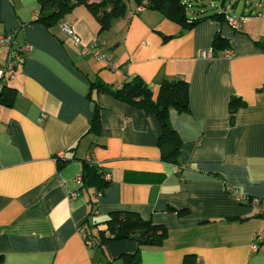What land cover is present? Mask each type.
Masks as SVG:
<instances>
[{"label": "crops", "instance_id": "0c3cea01", "mask_svg": "<svg viewBox=\"0 0 264 264\" xmlns=\"http://www.w3.org/2000/svg\"><path fill=\"white\" fill-rule=\"evenodd\" d=\"M222 7L218 14L246 17L238 30L225 18L185 30L131 4L101 32L87 7L76 8L63 23L83 44L101 43L111 69L83 57L59 28L37 23V0H0V34L15 32L16 45L32 46L0 98V264H123L121 256L139 249L140 264H185L187 256L196 264H264L251 250L264 220L235 196L264 203V0L241 14L236 3ZM217 34L227 47L213 53ZM228 49L232 59L223 57ZM9 54L0 47V70ZM134 79L154 99L165 80L188 83L189 111L168 112L181 141L178 164L162 159L154 114L92 87ZM235 98L242 105L233 115ZM85 163L109 183L101 198L78 180ZM119 211L166 228L165 243L88 246L87 224L105 230Z\"/></svg>", "mask_w": 264, "mask_h": 264}, {"label": "trees", "instance_id": "16d2710c", "mask_svg": "<svg viewBox=\"0 0 264 264\" xmlns=\"http://www.w3.org/2000/svg\"><path fill=\"white\" fill-rule=\"evenodd\" d=\"M193 1L197 0H37L40 12L36 20L47 30L52 31L64 22V19L76 8L87 7L97 19L101 32L111 28L115 19L124 17L131 4L138 8H148L162 12L168 19L180 24L185 30H191L197 24L207 19H226L224 14L206 15L202 11H190ZM191 6V7H190ZM202 16L190 18L192 16ZM227 20V19H226ZM227 41L217 34L213 41V53L224 50ZM93 89L110 92L117 100L146 113L154 114L161 124L160 146L162 159L165 162L178 164L181 150V141L168 120V112L175 109L178 113L189 111L188 83L184 81H163L160 85L157 99H154L153 92L149 86L141 80L134 79L116 86H103L101 83H93ZM7 89L0 93L4 96ZM242 105L240 99L231 100V113L234 115ZM98 110V108L96 107ZM97 113V112H96ZM97 115L93 122L92 129L97 126ZM60 166H62L60 164ZM83 188H96L99 194H103L109 183L104 179L100 170L85 163V170L82 175ZM96 205V204H95ZM94 213V211H93ZM105 230L98 228V225L87 227L84 232V239L91 242L100 251H104L106 244L120 241H133L144 246H162L167 237V230L163 226L155 225L151 221L143 219L134 212H114L104 223ZM96 229L97 231H94ZM193 256H187L185 264H196L192 262ZM123 264H140V249L135 254L123 255L119 258ZM1 262V258H0Z\"/></svg>", "mask_w": 264, "mask_h": 264}, {"label": "built area", "instance_id": "2783aa9c", "mask_svg": "<svg viewBox=\"0 0 264 264\" xmlns=\"http://www.w3.org/2000/svg\"><path fill=\"white\" fill-rule=\"evenodd\" d=\"M143 7L138 8V11H142ZM228 24L235 30H238L242 21L246 20V17L228 15L226 17ZM60 32L64 33L69 38H72L77 46L81 47V55L83 57L93 56L96 59L104 62L108 68L114 69L115 63L106 53L99 50L101 43L98 41H92L89 44H83L81 38L76 34V32L68 27L65 23L59 26ZM16 33L11 34H0V47L10 48V54L3 70H0V93L4 90L5 84L8 81L14 80L17 75V70L22 68L25 64L27 56L32 50V46L29 44L16 45ZM210 54L204 53L203 57L208 58ZM235 56L234 52L230 49L226 50L223 57L226 59H232ZM117 88L121 87V84L115 85ZM110 179V176H107ZM79 182L82 183V177H79ZM103 194H99L101 198ZM238 200L251 205L253 208L258 210L259 215L264 220V203L258 198H250L243 196L239 193H235ZM88 246H92L91 242H86ZM251 250L254 253L261 252L264 257V228L262 231L258 232L254 236L253 243L251 245Z\"/></svg>", "mask_w": 264, "mask_h": 264}, {"label": "rangeland", "instance_id": "374dc122", "mask_svg": "<svg viewBox=\"0 0 264 264\" xmlns=\"http://www.w3.org/2000/svg\"><path fill=\"white\" fill-rule=\"evenodd\" d=\"M222 1L223 0H197L193 1L191 4L193 8L190 11H202L205 12L206 15H212L217 13L218 11L222 10ZM259 0H227V4L236 3L238 5L237 13L241 14L245 9V6L254 7V4L257 3ZM191 7V6H190Z\"/></svg>", "mask_w": 264, "mask_h": 264}]
</instances>
